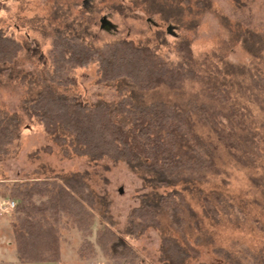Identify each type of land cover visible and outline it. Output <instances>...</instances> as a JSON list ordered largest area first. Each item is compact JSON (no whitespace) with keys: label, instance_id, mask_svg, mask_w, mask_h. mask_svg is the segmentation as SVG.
I'll list each match as a JSON object with an SVG mask.
<instances>
[{"label":"trees","instance_id":"obj_1","mask_svg":"<svg viewBox=\"0 0 264 264\" xmlns=\"http://www.w3.org/2000/svg\"><path fill=\"white\" fill-rule=\"evenodd\" d=\"M3 1L0 0V8L4 7ZM181 1L188 9L192 1L198 8L210 9L209 0ZM174 4L167 7L154 1V9L165 19L176 20L183 10ZM113 8L119 13L125 11L122 5ZM240 40L248 52L264 59L262 36L248 30L241 33ZM23 48L18 39L0 28V65L13 63ZM47 57L51 70L46 72V83L32 98L24 101L23 108L30 118L42 125L62 156H82L90 161L103 158L124 161L134 169L147 172L154 186L171 187L165 194L143 199L140 205L130 209L126 233L132 238L139 237L148 228L160 227L163 214L184 239L192 233L193 227L200 230L198 213L183 189L176 188L180 184L187 189L195 183L206 182L209 174L219 171L218 143L201 135L197 124L208 125L241 166L253 167L258 156L264 159L261 141L251 133L247 119L238 110L222 115L221 119L229 125L227 130L220 125L222 120L216 121L212 103L190 98L182 103L156 100L142 104L122 92L126 85L139 92L162 85L179 92L186 81L203 80L186 39H178L169 53L160 54L156 48L130 39L95 46L79 33L57 30L51 37ZM90 64L96 65L97 82L118 86L120 98L117 101L87 102L79 95L65 92L76 85L72 75L75 68ZM251 84L253 89L264 90V77L252 75ZM59 88L65 91H59ZM212 98L218 99L220 104L230 101L227 90L219 85L213 87ZM20 133L19 116L0 109V163L14 153L13 146ZM42 150L50 152L52 146L46 144ZM255 180L264 187V176ZM0 185L5 187L3 200H12L15 204L11 226L21 261L57 262L60 258L59 231L62 218L66 217L82 235L80 257L93 255L97 246L107 257L128 258V264H137L138 254L113 229L109 202L104 196L95 194L82 173L14 181L10 186L2 181ZM231 207L217 195L214 201L204 200L202 214L212 225L227 220L239 226L240 209L237 212ZM97 216L103 224L94 231L91 240ZM202 241L203 238L197 236L194 244ZM159 251L163 264H187L199 254L194 245L164 234ZM213 251L228 264H264V255L246 247L238 256L223 247H215Z\"/></svg>","mask_w":264,"mask_h":264},{"label":"rangeland","instance_id":"obj_2","mask_svg":"<svg viewBox=\"0 0 264 264\" xmlns=\"http://www.w3.org/2000/svg\"><path fill=\"white\" fill-rule=\"evenodd\" d=\"M154 1L167 7L172 3L174 6L178 4L183 14L176 20L165 19L154 9ZM209 1L210 9L198 8L193 1L188 9L181 0H4V7L0 8V28L18 39L24 48L13 63L0 65V109L19 116L21 126L20 137L13 146L14 153L0 163V182L10 186L14 181L82 173L95 194L104 196L109 202L113 229L138 254L137 264H163L159 257L163 234L198 249L197 258L190 259L187 264H228L213 251L215 247L228 249L234 256L241 254L244 247L264 255V187L255 180L264 176V159L260 156L253 167L241 166L228 154L208 125L197 124L201 135L218 143L219 171L209 174L206 182L195 183L187 189L183 184L176 188L183 189L198 213L200 230L193 227L192 233L188 232L184 239L163 214L160 227L148 228L139 237L132 238L126 233L130 209L140 205L143 199L165 194L171 187L154 186L147 172L134 169L124 161L109 158L90 161L82 156H62L42 125L30 118L23 108L24 101L32 98L46 83V72L51 70L47 53L51 37L57 30L79 33L86 42L95 46L117 39H130L137 44L152 46L160 54L169 53L178 39H186L203 80L186 81L179 92L163 85L146 92L126 85L122 92L142 104L156 100L182 103L190 98L212 103L216 121L222 120L220 125L227 130L229 125L221 119L222 115L238 110L247 119L251 133L261 141L263 151L264 90L253 89L251 76L259 74L264 77V59L248 52L240 36L250 30L264 38V0ZM114 5H122L124 13L114 10ZM170 56L174 58L173 54ZM72 75L76 85L66 91L59 88V91L79 95L87 102H112L120 98L117 85L97 82L95 64L77 67ZM218 85L227 90L230 101L220 104L218 99L212 98L213 87ZM46 144L52 146V151L42 150ZM4 188L0 185V206H4L6 201L2 198ZM217 195L231 204L235 211L240 209L239 226L227 222L225 216L226 222L212 225L202 214L204 200L214 201ZM12 210H0V220L11 221ZM102 224L100 216H97L91 240L94 239V231ZM2 229L0 226V235L5 239ZM197 236L203 238L200 244H194ZM59 237L58 264H128V258L107 257L97 246L93 255L80 257L78 250L82 235L66 217L62 218Z\"/></svg>","mask_w":264,"mask_h":264},{"label":"crops","instance_id":"obj_3","mask_svg":"<svg viewBox=\"0 0 264 264\" xmlns=\"http://www.w3.org/2000/svg\"><path fill=\"white\" fill-rule=\"evenodd\" d=\"M1 224L2 225H0V226L3 227L2 230L5 231V239L2 238L1 235H0V264H30V263H35V262L21 261L18 258V255L16 253V249H15V244H14V238H13V232H12V226H11L10 219H7V221L6 220H2ZM38 263H45V262H38ZM54 263L58 264V263H60V261H57V262H54Z\"/></svg>","mask_w":264,"mask_h":264},{"label":"built area","instance_id":"obj_4","mask_svg":"<svg viewBox=\"0 0 264 264\" xmlns=\"http://www.w3.org/2000/svg\"><path fill=\"white\" fill-rule=\"evenodd\" d=\"M14 201L10 200V201H7L5 202L4 206H0V210L1 211H5V210H8V209H12L14 207Z\"/></svg>","mask_w":264,"mask_h":264}]
</instances>
